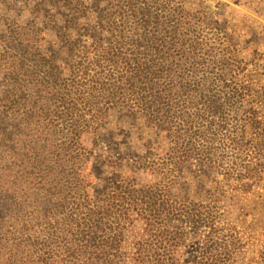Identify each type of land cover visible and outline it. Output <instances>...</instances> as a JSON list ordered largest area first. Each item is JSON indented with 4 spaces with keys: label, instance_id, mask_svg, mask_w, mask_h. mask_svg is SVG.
I'll return each instance as SVG.
<instances>
[{
    "label": "trees",
    "instance_id": "obj_1",
    "mask_svg": "<svg viewBox=\"0 0 264 264\" xmlns=\"http://www.w3.org/2000/svg\"><path fill=\"white\" fill-rule=\"evenodd\" d=\"M189 1L51 0L60 20L7 23L0 264H264V54ZM111 114L153 130L144 154L94 155ZM184 172L202 195L173 193Z\"/></svg>",
    "mask_w": 264,
    "mask_h": 264
},
{
    "label": "rangeland",
    "instance_id": "obj_2",
    "mask_svg": "<svg viewBox=\"0 0 264 264\" xmlns=\"http://www.w3.org/2000/svg\"><path fill=\"white\" fill-rule=\"evenodd\" d=\"M80 1L89 7L96 3L100 6L106 4V0ZM189 3L192 4L193 8L198 4L202 5L208 19L216 23L230 36V39L238 47L242 59L247 61L254 53L264 54V0H190ZM45 10L55 14L57 20L61 19L56 7L51 5V0H0V35L5 33L7 23L12 21L20 25L33 21L42 28ZM90 18L96 22L95 14H90ZM40 45L42 51L47 54H50V50L60 48L55 34L50 30L43 33ZM2 49L3 45L0 38V52ZM4 73L0 70V97L3 94L4 81L2 75ZM263 83L264 81H262ZM153 138V130L147 127L140 117L126 118L118 114H111L100 130L99 138L94 140L96 142L94 155H97L96 157L98 155H113L115 157L124 155L127 157L132 153L142 155L145 146L150 144ZM86 143L91 146L92 140L88 139ZM157 147L159 148L158 151L162 152L164 143ZM92 164L93 177H95L96 186L100 188L98 184L102 182L103 177L111 175V171L106 167L97 166L95 161H92ZM125 165L124 163L118 170L127 172L128 168ZM187 173L184 172L183 176L177 180L178 186L172 188L173 193L193 195V197L202 195L196 184H190L192 180L188 178ZM138 180L147 182L152 181L153 178L145 173H140ZM186 182H189L190 187ZM96 186L94 185V187ZM206 187L211 188L212 185L206 183ZM227 188L225 186V189ZM259 245L255 247L256 250L260 248Z\"/></svg>",
    "mask_w": 264,
    "mask_h": 264
}]
</instances>
